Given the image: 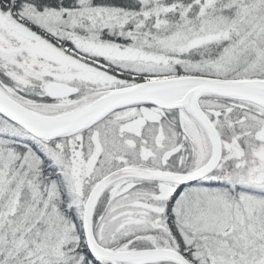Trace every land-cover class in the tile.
<instances>
[{"label": "snow or ice", "instance_id": "1", "mask_svg": "<svg viewBox=\"0 0 264 264\" xmlns=\"http://www.w3.org/2000/svg\"><path fill=\"white\" fill-rule=\"evenodd\" d=\"M0 264H264V0H0Z\"/></svg>", "mask_w": 264, "mask_h": 264}]
</instances>
